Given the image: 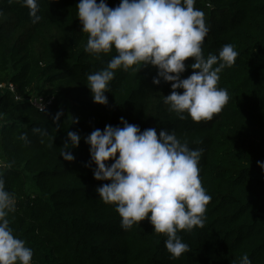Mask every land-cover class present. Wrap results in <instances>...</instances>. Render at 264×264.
<instances>
[{
  "label": "trees",
  "instance_id": "1",
  "mask_svg": "<svg viewBox=\"0 0 264 264\" xmlns=\"http://www.w3.org/2000/svg\"><path fill=\"white\" fill-rule=\"evenodd\" d=\"M79 2L39 0L41 19L33 23L22 3L0 0V84L12 82L24 99L56 97L45 111L8 93L0 102V174L17 201L8 219L33 250L32 264H240L245 254L264 264V170L258 166L264 162V0H196L209 29L203 55L218 56L226 44L238 52L218 83L229 102L199 123L169 112L164 97L171 84L154 85L158 70L150 65L117 70L107 105L93 102L87 75L117 53L97 58L85 52ZM105 2L115 8L121 0ZM194 62L185 61L181 79L192 74ZM121 117L141 131L155 128L158 136L162 129L174 132L190 149L203 150L200 178L211 201L203 228L178 233L190 248L180 258L171 257L167 237L148 219L123 230L115 206L96 192L108 182L94 179L85 138L106 125L122 127ZM69 131L81 137L70 149L73 162L60 156Z\"/></svg>",
  "mask_w": 264,
  "mask_h": 264
},
{
  "label": "clouds",
  "instance_id": "2",
  "mask_svg": "<svg viewBox=\"0 0 264 264\" xmlns=\"http://www.w3.org/2000/svg\"><path fill=\"white\" fill-rule=\"evenodd\" d=\"M16 2L28 8L33 23L40 21L39 0ZM195 2L121 0L119 6L110 8L105 0H80L76 9L82 32L88 35L85 52L97 58L117 53L105 68L87 75L93 102L107 105L105 93L117 70L127 72L150 65L158 70L154 85L161 80L171 84V93L164 97L169 112L181 120L187 113L197 123L211 121L219 114L230 99L228 91L218 86L220 73L235 64L238 52L226 44L218 56L203 55L202 45L209 29L204 12L194 7ZM189 58L195 61L190 65L193 72L181 79ZM120 124L123 126L95 129L85 138L95 164L94 179L108 182L96 192L105 204L115 206L123 230L148 219L155 233L167 237L165 248L171 257L180 258L190 248L178 233L203 228L211 201L200 178L203 150L190 149L187 142L182 143L166 129L158 136L155 128L141 131L123 117ZM33 132L46 135L39 128H33ZM20 138L26 140L27 136ZM67 140L70 143H65L60 156L73 162L70 149L79 146L81 137L69 131ZM258 166L264 170V162H258ZM16 203L0 174V264H32L33 250L10 227L8 217L16 211ZM240 264H252L247 254Z\"/></svg>",
  "mask_w": 264,
  "mask_h": 264
},
{
  "label": "built area",
  "instance_id": "3",
  "mask_svg": "<svg viewBox=\"0 0 264 264\" xmlns=\"http://www.w3.org/2000/svg\"><path fill=\"white\" fill-rule=\"evenodd\" d=\"M6 93L14 96L15 100L18 102L27 101L33 108L38 111H43V108L45 111L47 108L53 105L56 99L54 95H42L39 93L33 94L28 99H24L19 95L16 85H14L12 82L0 84V102L4 94Z\"/></svg>",
  "mask_w": 264,
  "mask_h": 264
},
{
  "label": "rangeland",
  "instance_id": "4",
  "mask_svg": "<svg viewBox=\"0 0 264 264\" xmlns=\"http://www.w3.org/2000/svg\"><path fill=\"white\" fill-rule=\"evenodd\" d=\"M3 162L1 161V159H0V165L2 164Z\"/></svg>",
  "mask_w": 264,
  "mask_h": 264
}]
</instances>
